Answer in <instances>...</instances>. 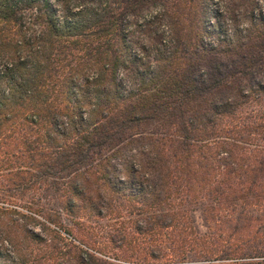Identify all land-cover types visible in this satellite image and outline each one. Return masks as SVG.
<instances>
[{"label":"trees","instance_id":"16d2710c","mask_svg":"<svg viewBox=\"0 0 264 264\" xmlns=\"http://www.w3.org/2000/svg\"><path fill=\"white\" fill-rule=\"evenodd\" d=\"M0 264H264V0H0Z\"/></svg>","mask_w":264,"mask_h":264},{"label":"rangeland","instance_id":"374dc122","mask_svg":"<svg viewBox=\"0 0 264 264\" xmlns=\"http://www.w3.org/2000/svg\"><path fill=\"white\" fill-rule=\"evenodd\" d=\"M142 37H143V38H146L145 35H142ZM146 40H147V39H146ZM146 40H145V42H146L147 44H150V42H149V41H146ZM148 42H149V43H148ZM199 223H201V220H200V219L197 220V224H198V225H199Z\"/></svg>","mask_w":264,"mask_h":264}]
</instances>
